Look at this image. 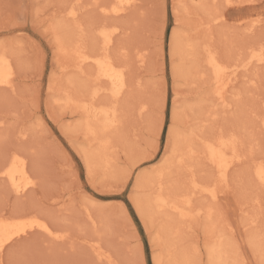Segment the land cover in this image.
I'll use <instances>...</instances> for the list:
<instances>
[{
  "label": "rangeland",
  "instance_id": "1",
  "mask_svg": "<svg viewBox=\"0 0 264 264\" xmlns=\"http://www.w3.org/2000/svg\"><path fill=\"white\" fill-rule=\"evenodd\" d=\"M226 1L201 0L202 6L200 0H134L116 17L104 12L112 9L114 0H0V50L11 55L15 72L13 87H0V171L10 156L19 153L27 159L34 181L19 197L0 178V221L24 222L28 230L6 244L1 264H157V257L161 264H210L208 249L223 237L234 247L228 249L229 264L236 259L238 264H261L264 185L255 171L264 163V63L249 62L252 54L264 55V0ZM71 6L77 9L81 27L77 30L70 28L66 16ZM217 16L223 18L213 23ZM254 19L257 26L249 32ZM100 27L116 31L109 53L126 72V89L115 104L120 124L109 135L117 170L137 167L130 180L100 172L89 176L85 159L90 144L79 128L83 121L79 109L58 100L57 90L80 70H62L72 60L59 56L57 35L78 36L75 39L83 42L80 51L91 55L96 50L93 42L102 46L101 39L94 38ZM173 33L178 36L176 46ZM188 39L202 51L201 62L203 47L211 45L228 65L232 82L227 100L232 108L216 104L208 76H196L190 62L180 59L186 54L178 49ZM85 78L89 91L82 89L84 95L96 88L92 77ZM82 92L77 97L86 101L88 95ZM106 94L102 91L97 104H112ZM172 130L208 139L222 131L234 135L236 144L227 181L218 180L203 158L192 167L184 166L181 175L169 177L175 185L179 180L183 193L193 192L194 181L203 187L210 183L218 197L194 194V208L203 209L201 216L177 222V233L168 242L156 243L162 220L151 223L141 218L131 197L147 193L141 187L134 191L137 174L154 175L152 171L172 160ZM209 207L211 220L204 213ZM38 218L64 237L56 241L30 229V222ZM96 248L105 257H98Z\"/></svg>",
  "mask_w": 264,
  "mask_h": 264
},
{
  "label": "bare ground",
  "instance_id": "2",
  "mask_svg": "<svg viewBox=\"0 0 264 264\" xmlns=\"http://www.w3.org/2000/svg\"><path fill=\"white\" fill-rule=\"evenodd\" d=\"M114 1H115V4L113 5L112 9L110 10L105 9L104 12L106 14H108L109 12L110 14L116 17H119L120 15L122 16V14L126 11V8L131 7V5L134 3V0H114ZM226 2H229V1L227 0ZM231 2L233 3L232 0ZM200 3H201V0H200ZM193 5H194V1H193ZM201 5L203 6L202 3ZM229 5L231 6V4ZM68 10L69 11L66 16L69 18L68 19L69 22L70 21L72 22V24L70 25L71 27L70 26L69 27L71 29L73 28L76 30L80 29L81 27L79 25V21L77 20V9H75L74 7L72 8L69 7ZM221 18L223 17L217 16L216 18H213L212 21L214 23L216 21H220ZM212 21L211 22L209 21L206 25L208 26V24H211ZM257 23H258V20L254 19L253 24H251L252 26L249 32L257 26ZM211 27H210V30L212 29ZM249 27L250 26H248V28ZM61 29L62 28H60L59 30ZM254 31L255 29H253V32ZM115 32L116 31L109 32L108 30L105 29V27H100L98 29V32L96 31L95 32L96 34L94 33L95 34L94 38L101 39L102 46L100 48H97L96 47L97 45L95 44V42H93V47H95L96 50L94 51L92 50L91 55L84 54L83 50L80 51V49H82L83 47L79 48V43L81 45L83 44V42L82 43L78 42L75 39L78 36H76L75 34L74 35L71 34L73 35V37L76 36L74 38H72L70 34L68 33L63 34V35L61 34V36H59L60 34H58L57 39H56L58 40L57 42L59 45V48H58L59 56H64L63 57L64 59H66L67 57H70L72 60V64L70 66L69 65L64 66L62 70L67 71L68 73L70 69H72L71 71L72 73L75 70L78 71L77 69L80 70L79 74L77 73L76 75L75 73L74 75L72 74V76H70L67 79L68 81L65 84V87L59 88L57 90V93L59 92V96L61 95L60 96L61 98L58 99L59 101H62L66 105H69V106L71 105L76 106L79 109L78 112L83 121L81 120L82 122H81L80 127L78 126L79 123L77 127H79L80 130L82 128V130L84 131V135L90 144L89 145L90 149H87L88 150L87 156L85 155L86 156L85 163L89 171L88 172L89 176L90 174L92 175L91 178H93L96 173L100 172L101 174H103L104 177H107V178L116 177L118 175L119 176L123 175V178L131 179L132 176L135 175V172L137 170V167L133 168L132 166L128 170L118 171L117 167H115L117 163V157L115 155L116 152L111 151L112 142L110 141L111 137L109 134L111 132V129H116L120 124V121L117 119V116H119L117 115L118 108L115 104L118 105L117 102L120 100V98L124 94V91L127 85L126 72L124 71L122 66L116 63V61L113 59V57L109 53L111 49V45L114 42ZM81 35H83V33ZM171 40L175 46L178 44V36L175 33H173ZM86 45H82V46H86ZM197 46L193 44V41L191 39L186 40L184 45L178 49L179 52L182 50V53H184V55L186 54L185 57L182 56L180 59L182 61L190 62L189 66L194 67L196 69L195 71H197L196 73L194 72L196 76L199 75L202 78L204 76L205 77L208 76L209 81L212 84L213 91H214V93L213 91L212 93L216 95V104L218 103V101H220L219 105L224 104L227 108L230 109V107L232 106V103L227 100V93H230L228 89L231 86L232 79L229 78L230 73L228 72L229 70L228 65L226 64L225 61L223 62V59L220 58L219 54H217L214 51V48L212 49L210 47L211 45L203 47L204 51H203V58L201 62L199 55L201 54L202 51L200 52L197 49L198 48ZM2 50H5V49L3 48ZM10 56L11 55H9V53L0 50V87L1 86H5L9 88L13 87V75L15 72H14V63ZM253 63H255V65L256 64L258 65L259 63H264V55L256 56V54H252L251 61L249 62V64H253ZM85 66L86 67L89 66L92 72L89 73L87 70L88 67L86 69ZM191 69H189V71ZM181 71H183V69ZM188 72L187 71L185 72L184 70V73L188 74ZM191 75H193V72L191 73ZM87 76H90L93 78V82L95 83L96 88L92 90L91 92H89V94H86L88 96H87L86 101H84V100L78 99L77 94L82 92V89H84L87 92L89 91V89L87 90L88 83L86 82L87 79L85 78ZM233 79H234V76H233ZM101 84H104V85L106 84L107 88L106 87L102 88L103 86H101ZM55 89H56L55 87H52L53 91H56ZM102 91L107 92L105 97L109 98L112 101V104L110 103L109 105L97 104L98 101H100L101 99L100 96L102 94ZM82 94L84 95L83 92L80 95ZM210 101L211 100H209L208 103ZM202 104L204 107L205 103H202ZM202 104L200 105L202 106ZM145 106L146 105H144V107ZM213 112L211 115L213 117L215 116L218 117V115L215 112L214 113ZM215 121L217 122V119ZM261 124L264 129V113H263V116L261 117ZM215 135H216L215 137L208 139L206 137L200 138L198 134L184 135V133H180L178 131L172 130L170 133V137H172V140H174V143H175L174 145L175 147L173 148L172 155L170 157L172 160L169 162H166L165 165L161 169L152 171L154 173L156 172L154 175L148 176L147 173H145L144 175L145 177H142L138 174L136 175L137 177L134 183V191L140 187L145 188L147 191V193H143L141 195L142 197H134V199H133V196L131 197V200L135 204L137 211L140 214V217L143 219L149 220L151 223L156 222L159 219L162 220V223H159V227H158L159 230H158L157 237L155 239L156 243L158 241L162 243L163 240L168 242L171 239V237L175 235L178 231L177 230L178 228L175 226L177 225V222H183L190 218L201 216V212H203V209L196 210L194 208V197H195L194 194L202 195V197L207 196L208 198L210 197L213 200L218 197L216 188L212 184L210 183L207 185L204 184L205 186L203 187V186H199L200 184H197L196 181L193 182L195 185H194V190L192 193L190 192L183 193V191H181L182 188L179 187L180 185L179 186L177 185L179 180L175 181L176 182V185H175L174 183H172L173 180L169 178L171 175L172 176L181 175L182 173L185 172L184 166L192 167L195 161L199 160L200 158H203L204 162L209 164V166L212 169H214L215 172L218 174L217 175L218 180L227 181V175H228L229 169L230 167H232L231 166L232 161L231 162L229 161L230 153L234 151L235 149L236 139L234 135L227 136L222 131L217 132ZM21 156L22 154L14 153L4 162L5 164L2 166L1 171H0V178L3 177V179L8 182L12 192L16 196H19V197L25 194L27 190L34 185L33 178H31V173L29 171L27 159L24 156H23L24 158ZM240 157L242 158L241 155ZM192 171L194 172L193 169ZM255 175L258 181L261 183L260 185L262 184L264 185V163H259L256 166ZM197 181H199V179ZM127 183L128 181L126 182V184ZM204 213L208 219L210 220L212 219L213 211L211 208L206 210ZM90 214H91V211H90ZM44 221L41 222L39 218L32 220L30 222V229L35 230L37 228L38 230H41L44 235L55 238V240L62 239L64 237L65 233L63 234L61 232H58L52 229L54 226L52 227L51 224L50 226H48L46 225L48 221L46 222V224H44L45 223ZM37 229L36 231H38ZM23 234H28V230L25 229L24 222L19 223L18 221L17 222L13 221V222L8 223L7 221H4V220L0 221V258H1V253L6 247V244H8L9 242H12L16 237L21 236ZM179 236H182V235H179ZM215 237H219V236H215ZM223 238L217 239L214 245L209 247L208 249L209 260L208 261L210 264H229V262L227 261V260H230L228 259L229 254H227L229 251L228 249H231L234 247H232L230 243L226 242L228 240L227 239L228 237L225 238L227 240L224 239L225 241L223 240ZM167 242H166V245H167ZM256 244L257 243H255V245ZM171 248H172V245L167 249L169 250ZM262 250L264 252V249H261L260 251ZM95 251L98 253V257L100 258L105 257V254L101 252L100 248H96ZM168 252L170 253L171 250H169ZM179 253H181V251ZM183 259L184 258H182V260ZM161 260L162 259L157 257L156 263L161 264L162 263ZM236 261L234 260L233 262H231V264H238V262ZM108 262L110 263V261ZM0 264H1V261H0Z\"/></svg>",
  "mask_w": 264,
  "mask_h": 264
},
{
  "label": "snow or ice",
  "instance_id": "3",
  "mask_svg": "<svg viewBox=\"0 0 264 264\" xmlns=\"http://www.w3.org/2000/svg\"><path fill=\"white\" fill-rule=\"evenodd\" d=\"M244 264H250V262L245 261ZM261 264H264V260L261 261Z\"/></svg>",
  "mask_w": 264,
  "mask_h": 264
}]
</instances>
